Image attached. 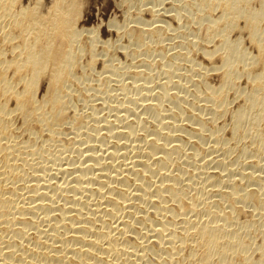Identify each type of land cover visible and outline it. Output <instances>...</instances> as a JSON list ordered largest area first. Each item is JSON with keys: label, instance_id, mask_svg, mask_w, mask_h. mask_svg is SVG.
I'll return each instance as SVG.
<instances>
[{"label": "bare ground", "instance_id": "obj_1", "mask_svg": "<svg viewBox=\"0 0 264 264\" xmlns=\"http://www.w3.org/2000/svg\"><path fill=\"white\" fill-rule=\"evenodd\" d=\"M0 264H264V0H0Z\"/></svg>", "mask_w": 264, "mask_h": 264}, {"label": "rangeland", "instance_id": "obj_2", "mask_svg": "<svg viewBox=\"0 0 264 264\" xmlns=\"http://www.w3.org/2000/svg\"><path fill=\"white\" fill-rule=\"evenodd\" d=\"M96 9V8H95ZM95 12H96V10H95Z\"/></svg>", "mask_w": 264, "mask_h": 264}]
</instances>
